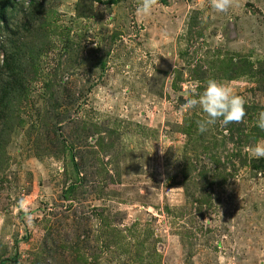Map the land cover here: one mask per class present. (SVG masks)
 <instances>
[{"label": "rangeland", "instance_id": "obj_1", "mask_svg": "<svg viewBox=\"0 0 264 264\" xmlns=\"http://www.w3.org/2000/svg\"><path fill=\"white\" fill-rule=\"evenodd\" d=\"M141 2L0 0L4 264H264V74L227 64H264V0ZM209 80L246 114L200 133Z\"/></svg>", "mask_w": 264, "mask_h": 264}, {"label": "clouds", "instance_id": "obj_2", "mask_svg": "<svg viewBox=\"0 0 264 264\" xmlns=\"http://www.w3.org/2000/svg\"><path fill=\"white\" fill-rule=\"evenodd\" d=\"M155 0H142L136 9V15L148 17L153 9ZM212 7L218 12H226L230 7V0H213ZM200 85L193 84L189 88V97L184 102V109L191 111L199 109L204 116L196 121L197 130L205 133L217 122L225 127L240 122L245 116L244 101L222 82L209 80L199 91ZM256 127L264 130V111H261L256 121ZM165 149V148H164ZM163 149V151H164ZM163 151H161L163 153ZM250 155L255 159L264 158V143H257L249 149Z\"/></svg>", "mask_w": 264, "mask_h": 264}, {"label": "trees", "instance_id": "obj_3", "mask_svg": "<svg viewBox=\"0 0 264 264\" xmlns=\"http://www.w3.org/2000/svg\"><path fill=\"white\" fill-rule=\"evenodd\" d=\"M0 19H2V21H4V19H5L4 18V9L1 6H0ZM227 64L230 68H232L233 72L238 73L237 75H240L244 71L248 70V68L252 72L251 76L252 75L256 76L257 74H258L257 76H262L264 74V64L262 62H257V67H254V65L251 62H247L246 60L242 59L239 64L236 63L237 65L241 66V67H239V66H233L231 63H229V59H228ZM10 69L14 71V68L12 66H10ZM16 83H17L16 79H14L13 83L10 84L8 90L6 92H5V90H4V92H1V94H0V106L3 105L5 108L8 107V105H6V104L9 103V101H10L9 97L15 91V86H17ZM18 89H20V88H16V90H18ZM6 115H7V113L4 110H0V121H3V118ZM243 125H244V122H243ZM254 131H256V133H258V134H264V130L259 129L256 126H254ZM1 136H2V132L0 131V139L2 138ZM240 136H242V135H240ZM248 137L249 136H246L245 138H248ZM237 141H238V138H237ZM2 149H4L3 145H2ZM235 154L238 155V153H235ZM257 162H259V164L254 165L253 168L262 170L264 167V158L257 159ZM6 261H8V259H6V258L0 259V264H4Z\"/></svg>", "mask_w": 264, "mask_h": 264}]
</instances>
